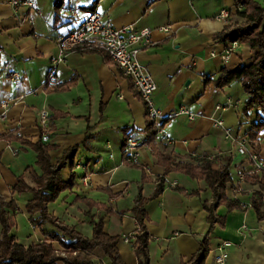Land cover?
<instances>
[{
  "label": "crops",
  "instance_id": "crops-1",
  "mask_svg": "<svg viewBox=\"0 0 264 264\" xmlns=\"http://www.w3.org/2000/svg\"><path fill=\"white\" fill-rule=\"evenodd\" d=\"M33 1L40 13L0 0V105L8 103L3 119L0 108V195L16 205L13 239L28 245L47 239V234L55 231L50 224L41 228L33 225L25 211L31 194L12 189L27 168L41 174L34 148L41 143L50 146L52 163L65 150L74 148L72 160L61 170L65 182L74 173V183L48 203V211L86 237L91 236L93 223L101 220L105 233L118 236L116 247L123 264H137L134 239L125 242L123 238L136 229L131 209L138 194L145 200L149 264L188 262L201 251V242L207 249L203 264H215L213 249L223 241L229 242L225 264H264V218L258 219L252 206L228 210L220 204L215 213L223 218V224L209 225L202 206L203 201L211 200L207 183L178 171L166 172L157 161L145 141L146 107L131 79L105 54L68 52L55 69L57 83L44 86L57 54L56 38L74 25L67 14L69 5L96 10L116 27H149L151 44L138 57L156 84L153 101L161 115L162 130L171 140L167 146L177 161L186 160V156H207L217 167L223 157H230L233 183L239 172L247 174L239 184L226 189V195L249 202L260 190L250 177H261L264 171L249 173L252 164L224 138L223 128L213 124L219 117L235 134L244 135L259 112L254 107L244 115L246 94L239 83L217 88L212 81L222 67L248 65L257 51L238 43L227 62L218 55L227 42L217 40L216 35L226 24L215 16L223 8L234 12L237 0H62L57 7L56 0ZM162 26H169L170 32L160 31ZM13 72L20 74V81L10 78ZM181 107L188 108L194 118L177 114ZM41 109L49 114L46 130L37 116ZM43 133L48 136L45 142L41 140ZM126 137L139 144L137 162L122 158ZM155 142L166 143L157 133ZM258 142V153L264 160L263 133ZM12 149L18 152L13 154ZM25 177L28 181V173ZM84 177L87 184L82 182ZM160 177L164 178L163 187L153 195ZM262 205L264 209L263 201ZM51 244L59 254L65 251L58 241ZM92 253L109 263L99 250Z\"/></svg>",
  "mask_w": 264,
  "mask_h": 264
},
{
  "label": "trees",
  "instance_id": "trees-1",
  "mask_svg": "<svg viewBox=\"0 0 264 264\" xmlns=\"http://www.w3.org/2000/svg\"><path fill=\"white\" fill-rule=\"evenodd\" d=\"M236 2L241 7L230 13L229 24L224 26L216 38L222 42L245 43L257 51L251 63L237 65L233 69L222 67L219 75L212 81L217 88L238 82L246 94V100L242 107L244 115H247L254 107L258 109L256 120L250 124L247 133L241 136L249 140L253 148L259 151L258 135L264 134V0H237ZM61 5L62 0H56L55 6ZM146 122L145 141L154 150L157 161L165 166L166 172L178 171L193 179H202L207 183L211 190V200L203 201L202 206L206 211V219L210 226L215 223L223 224V218L215 213L218 205H225L228 210L241 209L239 201L228 198L226 195V189L234 187L229 169L230 157H223L217 167H213V161L207 156L200 158L186 156V160L177 161V155L167 146V143L157 144L155 142L157 129L147 112ZM2 137L10 139V136ZM127 140L128 137L124 139L123 146ZM34 148L37 151L36 162L40 166L41 174L37 175L27 168L26 172L18 177L12 189L31 194V198L25 205V211L29 214L30 222L33 225L41 228L44 224H50L55 228V231L48 233L47 239L37 243L23 245L17 242L11 235V229L15 225L16 205L13 200L5 201L0 195V264H56L57 262H63V264H104L99 257L92 253L96 249L108 260V264H123L116 247L118 236L105 233L101 220L93 223L91 236L86 237L78 233L72 226L59 222L48 211V203L54 201L63 190L71 188L74 183V173H71L67 182L63 181L61 177L64 164L67 160H72L74 148L65 150L55 163L50 161L49 145L37 143ZM25 173H28V181ZM250 178L251 181L259 184L260 190L251 195L249 202L258 219H263L264 175L261 177L255 175ZM157 181L158 186H156L153 195L161 191L164 178L160 177ZM144 201V198L138 194L131 209L136 223L132 245L137 264H149V235L144 227ZM97 207L102 208V205L97 204ZM65 237L68 238V241L64 239ZM51 241H58L65 248L64 257L53 248ZM206 253L204 242H201V251L188 262L180 264H203Z\"/></svg>",
  "mask_w": 264,
  "mask_h": 264
},
{
  "label": "built area",
  "instance_id": "built-area-1",
  "mask_svg": "<svg viewBox=\"0 0 264 264\" xmlns=\"http://www.w3.org/2000/svg\"><path fill=\"white\" fill-rule=\"evenodd\" d=\"M8 3L13 7L23 4L28 8L35 9L36 13H40L36 8L33 0L18 1L8 0ZM239 3H235L234 9L240 8ZM230 10L223 8L215 16V19L223 21L226 25L229 24ZM67 14L71 17L74 25L72 28L56 38L57 54L51 61L50 70L44 81V86L55 85L57 77L55 69L60 62L65 60L66 55L70 51H98L105 54L112 60L123 76L131 79L133 87L137 92L139 98L146 107V112L150 119L156 126V133L161 135L163 140L170 144L171 140L166 136L161 126V115L159 110L154 104L153 95L156 90V84L153 77L148 72L146 66L139 61V53L142 49L151 44V32L149 27L136 29L133 25L124 27H116L109 19H105L103 15L96 10H83L80 9L76 3L67 7ZM160 31L170 32L169 26H162ZM238 46V42H227L220 52L219 57L222 61L227 62ZM214 55V54H212ZM10 78L18 82L21 80L20 74L13 72ZM220 106H217L219 108ZM2 108V116L4 118L5 112L8 108V103L3 102L0 105ZM177 114H186L189 119L194 118V114L186 107H181ZM39 124L43 130L47 129L48 111L41 109L37 112ZM215 127H221L224 131V138L229 140L235 147L236 152L243 156L249 163L252 164V171L249 173L264 171V160L260 158L258 151H256L252 143L244 136L235 134L230 127L224 125L221 118L213 120ZM43 142L48 140L47 134L41 135ZM13 154L18 152L17 149H12ZM140 156V147L136 140L128 139L122 147V158L124 162H137ZM78 166H83L78 164ZM247 173L244 171L239 172L235 184L243 181ZM84 184H87V178L82 179ZM174 185L175 182H172ZM264 202V198H262ZM241 208L251 207L248 201H239ZM244 227V226H243ZM133 235H127L123 239L125 242H130ZM229 242L223 241L213 250L216 252L214 261L215 264H225L227 259L226 247ZM65 256L64 252L60 253Z\"/></svg>",
  "mask_w": 264,
  "mask_h": 264
},
{
  "label": "rangeland",
  "instance_id": "rangeland-1",
  "mask_svg": "<svg viewBox=\"0 0 264 264\" xmlns=\"http://www.w3.org/2000/svg\"><path fill=\"white\" fill-rule=\"evenodd\" d=\"M232 83H236V82H232ZM236 84H238V82H237ZM231 173H232V175H233V171H231Z\"/></svg>",
  "mask_w": 264,
  "mask_h": 264
}]
</instances>
